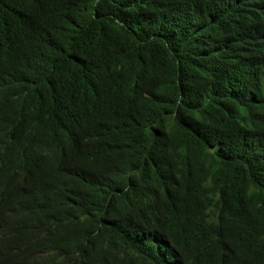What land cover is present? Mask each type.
I'll list each match as a JSON object with an SVG mask.
<instances>
[{"label":"trees","instance_id":"1","mask_svg":"<svg viewBox=\"0 0 264 264\" xmlns=\"http://www.w3.org/2000/svg\"><path fill=\"white\" fill-rule=\"evenodd\" d=\"M253 4L0 0V79L14 81L0 128L72 186L76 169L99 178L65 219L64 264H117L137 232L182 235L199 210L221 220L236 264L264 255V13ZM30 69L49 99L25 114L14 109L33 102ZM32 222L22 194L0 193V264H17L16 231Z\"/></svg>","mask_w":264,"mask_h":264},{"label":"clouds","instance_id":"2","mask_svg":"<svg viewBox=\"0 0 264 264\" xmlns=\"http://www.w3.org/2000/svg\"><path fill=\"white\" fill-rule=\"evenodd\" d=\"M251 1L264 13V0ZM260 34L264 36V31ZM24 74L28 79L25 86L34 94L33 102L14 110L28 114L34 107L47 102L49 87L35 69ZM13 82L9 78L0 79V97ZM0 110L8 114L13 112L5 107ZM78 154V150L74 151L70 159ZM75 172L82 189L94 188L93 183L99 182L91 171L76 169ZM82 189L72 186L63 173L53 174L43 163L31 158L24 146L13 143L0 128V193L22 194L25 211L33 217L30 228L16 231L19 234V244L14 251L17 264H64L60 255L67 232L64 223L73 216L78 200H84ZM5 227L15 231L10 223ZM225 240L221 220L199 210L193 214L188 230L182 235L162 233L159 229L137 232L129 249L120 248L117 264H175L173 257L178 264H212L218 260L236 264ZM261 253L255 249L248 264H264Z\"/></svg>","mask_w":264,"mask_h":264},{"label":"bare ground","instance_id":"3","mask_svg":"<svg viewBox=\"0 0 264 264\" xmlns=\"http://www.w3.org/2000/svg\"><path fill=\"white\" fill-rule=\"evenodd\" d=\"M173 261H175V264H178L177 259H175V257H173Z\"/></svg>","mask_w":264,"mask_h":264}]
</instances>
